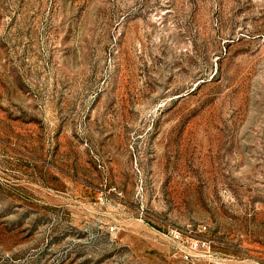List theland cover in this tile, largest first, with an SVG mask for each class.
Returning a JSON list of instances; mask_svg holds the SVG:
<instances>
[{
	"label": "rangeland",
	"instance_id": "374dc122",
	"mask_svg": "<svg viewBox=\"0 0 264 264\" xmlns=\"http://www.w3.org/2000/svg\"><path fill=\"white\" fill-rule=\"evenodd\" d=\"M203 235L264 264V0H0V264Z\"/></svg>",
	"mask_w": 264,
	"mask_h": 264
},
{
	"label": "built area",
	"instance_id": "2783aa9c",
	"mask_svg": "<svg viewBox=\"0 0 264 264\" xmlns=\"http://www.w3.org/2000/svg\"><path fill=\"white\" fill-rule=\"evenodd\" d=\"M206 232L207 227H201ZM175 236L180 238V233ZM213 238L209 235L191 237L181 248L180 261L178 264H210L209 256L212 255Z\"/></svg>",
	"mask_w": 264,
	"mask_h": 264
}]
</instances>
